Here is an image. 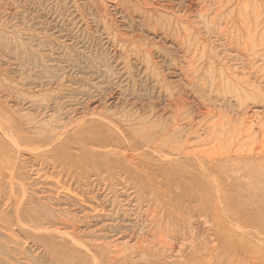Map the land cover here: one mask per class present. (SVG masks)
<instances>
[{
    "label": "rangeland",
    "instance_id": "rangeland-1",
    "mask_svg": "<svg viewBox=\"0 0 264 264\" xmlns=\"http://www.w3.org/2000/svg\"><path fill=\"white\" fill-rule=\"evenodd\" d=\"M0 264H264V0H0Z\"/></svg>",
    "mask_w": 264,
    "mask_h": 264
},
{
    "label": "bare ground",
    "instance_id": "bare-ground-1",
    "mask_svg": "<svg viewBox=\"0 0 264 264\" xmlns=\"http://www.w3.org/2000/svg\"><path fill=\"white\" fill-rule=\"evenodd\" d=\"M251 44V43H250Z\"/></svg>",
    "mask_w": 264,
    "mask_h": 264
}]
</instances>
